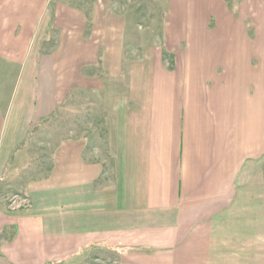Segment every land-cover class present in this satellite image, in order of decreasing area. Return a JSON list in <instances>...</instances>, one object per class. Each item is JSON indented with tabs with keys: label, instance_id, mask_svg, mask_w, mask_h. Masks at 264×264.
I'll use <instances>...</instances> for the list:
<instances>
[{
	"label": "crops",
	"instance_id": "1",
	"mask_svg": "<svg viewBox=\"0 0 264 264\" xmlns=\"http://www.w3.org/2000/svg\"><path fill=\"white\" fill-rule=\"evenodd\" d=\"M171 10L164 52L125 57L109 6L0 0V188L29 202L0 198V264H264V0ZM78 93L82 133L31 169Z\"/></svg>",
	"mask_w": 264,
	"mask_h": 264
},
{
	"label": "rangeland",
	"instance_id": "2",
	"mask_svg": "<svg viewBox=\"0 0 264 264\" xmlns=\"http://www.w3.org/2000/svg\"><path fill=\"white\" fill-rule=\"evenodd\" d=\"M197 3H194V2ZM49 0L50 7L56 5H68L78 9H88L99 2L105 6L111 7L118 14L122 15L127 25L126 41H125V57H151L155 49L164 52L163 45L166 36V29L170 25V13L173 6H226L236 8L241 0ZM100 101L97 98H83L82 93L75 94L69 101L66 109L60 112V117L63 120L59 121L56 126H50L47 122V127H37L29 140L31 148L29 150L26 162L31 169L41 168L44 172H49L50 167V149L49 141L44 137V134L52 133L51 127L54 128L59 135L66 134H81L82 133V103L88 101ZM108 115V114H107ZM92 116L91 129L93 132H107L105 127L106 116ZM102 128V131H99ZM56 134L55 132H53ZM32 140V141H31ZM3 185L0 188V198L7 206L16 207L19 198L24 199V195ZM15 203L16 205H14ZM94 264V263H93ZM103 264V262H96Z\"/></svg>",
	"mask_w": 264,
	"mask_h": 264
},
{
	"label": "built area",
	"instance_id": "3",
	"mask_svg": "<svg viewBox=\"0 0 264 264\" xmlns=\"http://www.w3.org/2000/svg\"><path fill=\"white\" fill-rule=\"evenodd\" d=\"M18 199H20V201L18 202V205L16 207H12V205L10 206L12 209L21 208V207L26 206V205L29 204V202L27 200L23 199V198L21 199V198L18 197ZM13 204L16 205L15 203H13Z\"/></svg>",
	"mask_w": 264,
	"mask_h": 264
}]
</instances>
